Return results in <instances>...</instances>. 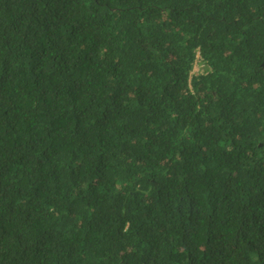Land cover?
I'll return each mask as SVG.
<instances>
[{"label":"trees","instance_id":"1","mask_svg":"<svg viewBox=\"0 0 264 264\" xmlns=\"http://www.w3.org/2000/svg\"><path fill=\"white\" fill-rule=\"evenodd\" d=\"M0 264H264V0H0Z\"/></svg>","mask_w":264,"mask_h":264},{"label":"rangeland","instance_id":"2","mask_svg":"<svg viewBox=\"0 0 264 264\" xmlns=\"http://www.w3.org/2000/svg\"><path fill=\"white\" fill-rule=\"evenodd\" d=\"M199 69H200V68H199L198 65L194 66V72H195V73H197V72L199 71Z\"/></svg>","mask_w":264,"mask_h":264}]
</instances>
